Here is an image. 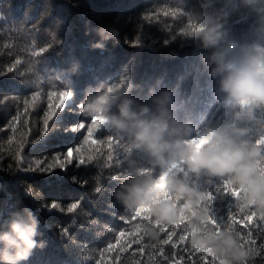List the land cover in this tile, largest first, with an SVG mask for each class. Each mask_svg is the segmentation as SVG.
Returning a JSON list of instances; mask_svg holds the SVG:
<instances>
[{"label":"trees","instance_id":"obj_1","mask_svg":"<svg viewBox=\"0 0 264 264\" xmlns=\"http://www.w3.org/2000/svg\"><path fill=\"white\" fill-rule=\"evenodd\" d=\"M226 2L231 6L227 19L234 38L241 42L251 39L247 30L254 15L242 9L239 0H216L215 7L222 8ZM196 3L197 0H0V70L6 73L0 80L5 85L18 82L19 90L8 95L30 101L26 111L22 103L0 106V126L15 115L18 108L21 112L14 134L0 132V232L8 230L6 222L26 218L25 206L34 212L43 233L38 239L46 240L47 246L37 249L28 264H237L231 255L217 251L223 246L221 232L234 237L237 246L248 253L246 264H264V219H261L264 212L254 205L245 206L236 197H218L207 209L209 216L214 210L217 221L223 225L219 232L209 220L187 227L190 221L184 216L175 225L157 224L159 238L152 239L143 230L145 222L154 220L149 214L140 228L132 231L131 224L141 222L145 213L131 223L121 221L120 216L130 213L113 194L119 189L122 178H109L125 170L123 144L119 156L113 151L111 167L90 166L84 187L71 180L73 174L83 175V167L76 169L69 164L63 180L53 177L51 184L46 185L47 177L18 170L13 156L21 143L24 167L35 159L63 153V125L50 121L49 133L56 135H49L46 144L40 130L43 112L47 110L46 93L63 90L50 86L68 85L69 81L63 80L65 76L73 82L76 91L73 99L77 104L82 103L89 86L94 94L102 84H118L122 78H127L139 86L130 93L138 104L151 103L148 96L151 87L156 88L157 95L162 90L179 89L181 96L175 109L179 114L197 126L206 119L219 117L223 94L217 82L207 75L210 70L204 68L200 59L205 52L181 34L189 23L187 14ZM154 10L159 20L144 21L143 15ZM165 12L170 14L165 15ZM102 26L116 27L120 43L109 41L105 50H94L91 44L100 39L96 30ZM86 31L90 35H86ZM137 35L141 37V46L126 43ZM48 44L53 47L34 55ZM17 59L21 62L19 65H15ZM30 61L34 62L33 72L27 71ZM12 65H15L12 72H7ZM77 65L78 72L73 74L71 69ZM24 85L31 91H25ZM35 91L40 95L30 100ZM53 101L59 103L55 97ZM56 111L59 115V109ZM109 132L110 129L101 128L94 139H105L102 133L108 135ZM10 136L11 143L8 142ZM86 149L85 157L91 155L100 164L105 160L103 153L110 150L107 145L98 144ZM75 156L78 154L74 153ZM97 175L101 177L99 193L94 191ZM220 183L221 180H217L208 185L201 181L205 192ZM53 200L61 203L65 211L49 210L47 205ZM70 201H80L73 213L66 211ZM250 212L255 213L252 220L241 222ZM231 215L235 216L234 223L230 222ZM109 227L113 231H107ZM173 230L169 243L161 244L159 241L167 239V233ZM181 234L185 239L179 242L177 238ZM209 235L217 238L216 244L199 242L202 236ZM109 244L113 248L106 251ZM197 249L200 252H196Z\"/></svg>","mask_w":264,"mask_h":264},{"label":"clouds","instance_id":"obj_2","mask_svg":"<svg viewBox=\"0 0 264 264\" xmlns=\"http://www.w3.org/2000/svg\"><path fill=\"white\" fill-rule=\"evenodd\" d=\"M215 3L197 0L188 14L185 37L205 52L200 59L223 94L219 117L197 126L179 114V89L157 95L151 87V103L138 104L130 93L139 86L127 78L102 84L94 94L89 86L82 100L86 115L124 145L127 174L113 194L130 213L147 210L154 218L143 225L152 239L159 238L157 224L175 225L184 216L190 221L187 227L209 220L201 181L211 185L227 179L240 189L239 201L264 212V0H239V6L255 17L247 30L251 39L243 42L229 27L230 4L217 9ZM96 31L100 39L92 49L105 50L109 41L120 43L116 27ZM71 72L77 73L78 65ZM24 212L26 218L6 222L8 230L0 232V264H28L37 249L47 246L46 240L38 239L43 236L39 218L27 206ZM220 239L218 252L246 264L248 253L234 237L221 232ZM199 242L216 244L217 238L202 236Z\"/></svg>","mask_w":264,"mask_h":264},{"label":"snow or ice","instance_id":"obj_3","mask_svg":"<svg viewBox=\"0 0 264 264\" xmlns=\"http://www.w3.org/2000/svg\"><path fill=\"white\" fill-rule=\"evenodd\" d=\"M170 13L165 12V15H169ZM188 15V14H187ZM144 21H153V20H159V16L155 13V10L151 14H145L143 15ZM189 20V15H188ZM190 28V20L185 29L182 30V35L186 36L189 33ZM175 38V35L172 37ZM166 43L169 41H165ZM130 46L132 47H139L142 45V40L139 35H137L136 38L130 41H126ZM53 47L52 44H48L46 47L41 46L39 49V53H34V55H39L41 53H44L45 51L51 49ZM21 62L20 60L15 61V65H19ZM15 65L9 66L7 68V72H12V68L15 67ZM34 62H29V67L27 69L28 72L34 71ZM4 70H0V76L5 75ZM20 75H23V73H19ZM63 80H68L69 84L65 85L63 83H60L59 85H51L50 87L53 89H56L57 87L63 89L59 92L53 90L48 91L46 93L47 96V110L43 112L42 117V128H41V137L44 138L45 144L47 143V137L49 135H56V133H49V124L50 121H53L54 124L63 125L62 132L65 134L63 143H64V151L63 153H56L52 157H44L40 159H35L28 163L27 167H24L23 159L20 155V151L23 148V144L21 143L19 148L15 153H13L14 158L17 161V167L18 170L21 171H29V172H35L39 173L42 176L47 177L48 179L45 180L46 185L51 184V180L54 177L57 181H61L64 179V177L67 175V165L71 164L74 168L80 169L81 167L84 168L83 175L80 174H73L71 177V180L73 183L78 184L80 187H84L87 183V173L90 171V166H96L99 165L101 168L103 167H111L112 164L110 163L113 159V151L116 152V155H120V150L122 149V146L120 142L115 139L112 136L105 135L102 133V135L105 136V139L101 140H95L94 136L99 131L100 127L98 122L95 119H92L88 117L85 113V108L82 103L77 104L75 99H73L74 95H76L75 89L72 87V80L71 78L65 76L63 77ZM119 83H123V80L121 79ZM25 86V91H31V89L28 87V85ZM19 90V83L12 81L9 82L7 85L3 82V80H0V106H4L8 104L9 102L20 104L22 103L25 107V111L27 110V107L29 105V99H19L16 96L8 95L9 92L12 91H18ZM40 95L39 91H35L31 96L30 100H36L37 97ZM57 98L59 100V103H55L53 101V98ZM67 101V102H66ZM57 109H59L60 114L57 115ZM21 112L19 108L17 109V112L15 115L9 116L5 124L3 126H0V132H12L15 133V125L20 120ZM55 118V119H53ZM86 131V134H85ZM12 137H9V143H11ZM93 144L98 145H107V147L110 149L109 151L103 153L105 156V160L103 164H100L98 160L94 161L93 157L91 155L85 157L86 152V146L91 147ZM116 145V148L113 146ZM74 153H77L78 156L74 157ZM56 169H59V172H56ZM127 173L124 171H121L118 175L110 176L111 179H121L124 175ZM94 179L96 180V184L94 187V191L99 193L101 189V185L99 183L101 177L99 175L95 176ZM29 195H31V192H28ZM206 200L203 205V207L209 209L212 203L218 198V197H236L237 199L240 198V189L232 186L230 182L225 179L221 181L220 184L216 185L215 187H212L208 189L206 192ZM80 201L72 202L70 201L66 207V211L68 213H73L74 210L78 209ZM49 210H59V211H65V208L62 207L61 203H59L57 200H53L49 205H47ZM239 211L243 212L244 209L239 208ZM231 212V210H230ZM141 213H145V217L142 218L141 222L131 224V230L136 231L140 228V223L143 222V219L147 217L149 214L147 210L138 211L137 213H127L126 215L120 216V220L126 223H131V221L135 220L136 217L141 216ZM253 216H255L254 212H250L245 214V216L242 218L241 222L244 220L251 221ZM261 219H264V216L261 217ZM209 222L215 226V229L217 232L220 231L221 227L223 225L219 223L215 217V211L213 210V214L209 216ZM230 222H235V216H230ZM178 226V225H177ZM65 234H67V229L63 230ZM107 231H113L112 228H107ZM184 231V230H182ZM173 232L167 233V239H163L159 241L161 244H168L171 240ZM120 235L123 236L124 233L120 232ZM178 241L182 242L185 239V236L183 234L178 236ZM137 243H139V239L136 240ZM175 246V245H174ZM113 248L112 244L108 245L107 250H111ZM196 252H200V250H195ZM208 251V250H207ZM209 252V251H208ZM167 259V257H166ZM202 259V258H201Z\"/></svg>","mask_w":264,"mask_h":264}]
</instances>
